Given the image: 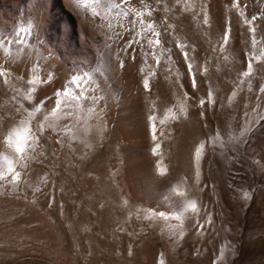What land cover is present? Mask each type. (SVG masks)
Returning <instances> with one entry per match:
<instances>
[{
	"label": "bare ground",
	"instance_id": "bare-ground-1",
	"mask_svg": "<svg viewBox=\"0 0 264 264\" xmlns=\"http://www.w3.org/2000/svg\"><path fill=\"white\" fill-rule=\"evenodd\" d=\"M2 70L0 262L168 264L186 240L227 259L207 172L264 111V0H0ZM209 71L232 134L210 120Z\"/></svg>",
	"mask_w": 264,
	"mask_h": 264
},
{
	"label": "rangeland",
	"instance_id": "rangeland-1",
	"mask_svg": "<svg viewBox=\"0 0 264 264\" xmlns=\"http://www.w3.org/2000/svg\"><path fill=\"white\" fill-rule=\"evenodd\" d=\"M209 72L204 76L212 92L210 120L213 124L224 125L231 133L233 110L220 98L216 76ZM261 117H264V111L255 117L252 115L240 133L234 134L221 149L214 147L210 159L207 178L217 208V243L228 250L227 259L222 264H264V165L253 155L257 150H264V121ZM5 183L0 182V189L15 191L14 185ZM191 244L196 242L186 240L178 244L168 264H207L201 256L189 251ZM154 248L164 258L170 252L162 240H157ZM1 261L0 264L11 263L7 259ZM31 264L47 263L32 259Z\"/></svg>",
	"mask_w": 264,
	"mask_h": 264
},
{
	"label": "snow or ice",
	"instance_id": "snow-or-ice-1",
	"mask_svg": "<svg viewBox=\"0 0 264 264\" xmlns=\"http://www.w3.org/2000/svg\"><path fill=\"white\" fill-rule=\"evenodd\" d=\"M77 3H78V6L84 8V9H87V8H89L90 3H97V4H98V3H99V0H77ZM236 6H237L236 4H233V7H236ZM117 7H119V5H117ZM91 12H92V15H93L94 17L100 15V14L96 11L95 8H92V9H91ZM124 14L126 15L127 13H124ZM149 15H151L150 12H149ZM240 15H241V16H244L243 11L240 12ZM136 16H137V17H142V16H143V13H141V12H136ZM255 19H256L255 17H252L250 20H249V19H245L244 23L247 24V25H251L252 22H253ZM140 23H141V25L143 26V24H144L143 19L140 20ZM205 23H206V24L208 23L207 19H205ZM169 27H172V26H169ZM148 28L151 29V28H152V24H149V25H148ZM250 31L255 32V28H250ZM156 35H157V37L159 36V34H156ZM228 37H229V36H228V33L226 32V33L224 34L223 38H222L223 41H224V43L227 42ZM159 42H160L159 39H157V40H156V43L158 44ZM177 47H178V48H186L187 46H186V45H177ZM182 55H183V57H184L185 60L188 59V53H187V51L183 52ZM191 68H192V65H191V64H188V65H187V70H188L189 72H191ZM248 68H249V69L251 68V64H250V63L248 64ZM17 71H18V69H17ZM8 75H9V73H8L6 70H2V71H0V78L6 77V76H8ZM244 75H245V76L249 75V72H245ZM27 76H28V72L25 71V73H24V78L27 79ZM28 83L31 84V83H33V81L28 80ZM192 84H193V86H196V82H195V77H194V75H193V79H192ZM144 88L147 89V90H150L149 81H148L147 79H145V81H144ZM259 91L262 92V93H264V86H261V87L259 88ZM13 98L15 99V97H13ZM207 103H208V101H206V100H200V101H199V104H200L201 107L206 106ZM261 120L264 121V117H261ZM153 138L155 139V134H153ZM23 143H24V141H23L22 139H18V140H17V148H16L17 153L23 152V150H24L23 147H22V144H23ZM157 147H159V145H157ZM154 151H155V150H154ZM9 170L13 173V176H14L15 178H19V177L21 176V173H20V172H16L14 169H11V167H10Z\"/></svg>",
	"mask_w": 264,
	"mask_h": 264
}]
</instances>
